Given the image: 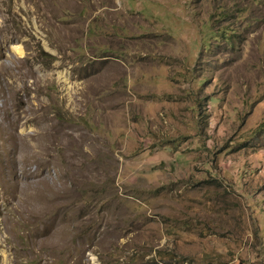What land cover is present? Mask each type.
<instances>
[{
    "label": "rangeland",
    "instance_id": "374dc122",
    "mask_svg": "<svg viewBox=\"0 0 264 264\" xmlns=\"http://www.w3.org/2000/svg\"><path fill=\"white\" fill-rule=\"evenodd\" d=\"M0 264H264V0H0Z\"/></svg>",
    "mask_w": 264,
    "mask_h": 264
},
{
    "label": "bare ground",
    "instance_id": "6f19581e",
    "mask_svg": "<svg viewBox=\"0 0 264 264\" xmlns=\"http://www.w3.org/2000/svg\"><path fill=\"white\" fill-rule=\"evenodd\" d=\"M17 50H20V51H21V48L18 46V47H17Z\"/></svg>",
    "mask_w": 264,
    "mask_h": 264
}]
</instances>
